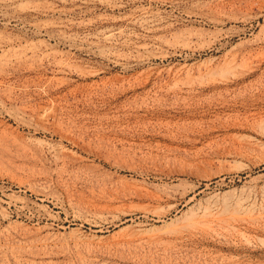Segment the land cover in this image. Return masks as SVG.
Returning a JSON list of instances; mask_svg holds the SVG:
<instances>
[{"label": "rangeland", "instance_id": "374dc122", "mask_svg": "<svg viewBox=\"0 0 264 264\" xmlns=\"http://www.w3.org/2000/svg\"><path fill=\"white\" fill-rule=\"evenodd\" d=\"M0 264H264V0H0Z\"/></svg>", "mask_w": 264, "mask_h": 264}, {"label": "bare ground", "instance_id": "6f19581e", "mask_svg": "<svg viewBox=\"0 0 264 264\" xmlns=\"http://www.w3.org/2000/svg\"><path fill=\"white\" fill-rule=\"evenodd\" d=\"M210 214V213H209ZM210 216V215H209ZM244 219H242V221H243ZM200 221V220H199ZM254 221V220H253ZM220 227V226H219ZM232 227V226H231ZM224 229H226V228H224ZM234 229V228H233ZM221 230V229H220ZM233 231V230H232ZM234 231H236V230H234ZM192 236V235H191Z\"/></svg>", "mask_w": 264, "mask_h": 264}]
</instances>
